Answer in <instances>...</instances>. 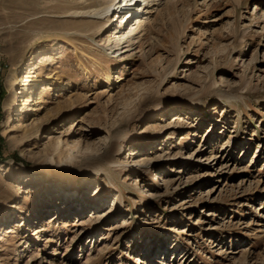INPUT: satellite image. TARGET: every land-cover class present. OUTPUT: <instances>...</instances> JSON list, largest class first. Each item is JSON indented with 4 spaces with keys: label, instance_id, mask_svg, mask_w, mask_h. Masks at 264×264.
<instances>
[{
    "label": "rangeland",
    "instance_id": "rangeland-1",
    "mask_svg": "<svg viewBox=\"0 0 264 264\" xmlns=\"http://www.w3.org/2000/svg\"><path fill=\"white\" fill-rule=\"evenodd\" d=\"M152 2L0 0V264H264V0Z\"/></svg>",
    "mask_w": 264,
    "mask_h": 264
},
{
    "label": "bare ground",
    "instance_id": "bare-ground-1",
    "mask_svg": "<svg viewBox=\"0 0 264 264\" xmlns=\"http://www.w3.org/2000/svg\"><path fill=\"white\" fill-rule=\"evenodd\" d=\"M102 1H103V3L100 5L101 8H99L100 11L98 9V7H99L98 6L97 7V11L98 12H95V14L102 15V16H99V18L103 17V15H104L105 18H106V20L104 21V24L99 27L97 33H99L100 31H104L105 25H107V28L111 27L112 25H110V24H112L111 22H113V18L111 16L114 15L115 13L118 16L119 10L121 8L126 7L127 5H134L135 6V5L138 4L139 6H141L144 3V8L143 9H147L145 12H151L148 9H150V8L153 9L154 5H156V4H154L152 2V1L155 2V0H124V1H122L124 3H121V0H102ZM96 5H97L96 2H92L91 4H89V7H95ZM139 6H137V7H139ZM93 10H95V8ZM111 13H112V15H110ZM144 14H146V13H143L142 15H136V16H134V17H136L137 23H135L136 25L133 26L132 27V30L128 33V35L131 36V38L130 39L128 38L129 40L124 41V43L122 42V40H123L122 32H120V33L118 32V33H114V34L112 32L110 33V35H109V37H108V39L106 41V42H108L110 44L111 43V40H112V43L110 45H113V43L115 42V41H113V40H115L113 38L114 37L117 38L116 39V46L114 48H112V49H115V51L112 52L113 54H116L118 51H124V53H127V52L130 53V52H132V49L125 50L127 47L128 48L130 47L129 44L127 45L126 43L131 42L137 36H139L140 34H142L146 30V28L148 27V25L150 23L149 20H146L144 18ZM123 17L124 16L121 17V15H120L118 17V19L123 18ZM107 23H110V24L108 25ZM128 23H129V21H128ZM135 30H137V31H135ZM120 45L122 47H120ZM130 45H133L132 42H131ZM133 55L134 54L131 53L128 56H133ZM36 67L37 66L33 62L30 65V69L28 71H26L24 73V75H22L20 77L17 74H13L9 78V83H10L11 86L14 87L16 85H20L22 87V91L20 93H17L18 95L19 94L20 95H24L26 92H28L29 91V86H31V83L39 82V81H41L43 79H47L48 78V77L41 78L40 76H38L36 74V70H35ZM32 73L34 75H31ZM18 100H19V97L17 95H13V97L11 98V100L9 102V106H10L11 109H14V108H16L18 106L17 105L19 103ZM39 101L41 102L42 99L36 101V103L39 102ZM30 102H31L30 97L24 95V97L22 98V104H21L22 107H21V110H24V109L29 110V104H30ZM7 132L8 131H6L5 133H7ZM57 149H59V147ZM49 159L51 160V164H52L53 161H55V158L52 155H51V158H49ZM71 161H72V158H70V160L67 163L64 164L65 170L63 169V171H53L51 169L50 163L47 164L48 163L47 161L45 162L44 165L37 166L34 169H35L36 173H46L47 175L48 174L49 175L55 174V175H59L61 177H65V178H68V177H71V178L72 177H77V174L69 169L70 166H71V164H72ZM167 180H166V182H164L165 187L169 184L168 183L169 180L168 181ZM112 228L114 230V229H117L118 227H112Z\"/></svg>",
    "mask_w": 264,
    "mask_h": 264
},
{
    "label": "built area",
    "instance_id": "built-area-1",
    "mask_svg": "<svg viewBox=\"0 0 264 264\" xmlns=\"http://www.w3.org/2000/svg\"><path fill=\"white\" fill-rule=\"evenodd\" d=\"M0 149H1V139H0Z\"/></svg>",
    "mask_w": 264,
    "mask_h": 264
}]
</instances>
